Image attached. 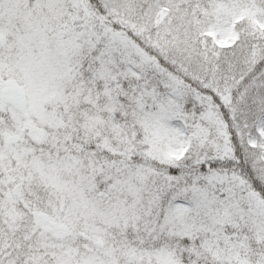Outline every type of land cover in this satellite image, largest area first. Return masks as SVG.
I'll return each instance as SVG.
<instances>
[{"label": "snow or ice", "instance_id": "obj_1", "mask_svg": "<svg viewBox=\"0 0 264 264\" xmlns=\"http://www.w3.org/2000/svg\"><path fill=\"white\" fill-rule=\"evenodd\" d=\"M0 264H264V0H0Z\"/></svg>", "mask_w": 264, "mask_h": 264}]
</instances>
